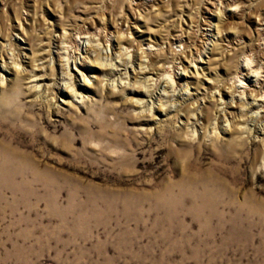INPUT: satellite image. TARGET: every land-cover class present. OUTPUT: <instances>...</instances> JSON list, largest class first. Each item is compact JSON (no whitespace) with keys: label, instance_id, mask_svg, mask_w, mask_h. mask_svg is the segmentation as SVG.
<instances>
[{"label":"rangeland","instance_id":"1","mask_svg":"<svg viewBox=\"0 0 264 264\" xmlns=\"http://www.w3.org/2000/svg\"><path fill=\"white\" fill-rule=\"evenodd\" d=\"M246 60L264 0H0V264H264Z\"/></svg>","mask_w":264,"mask_h":264},{"label":"bare ground","instance_id":"2","mask_svg":"<svg viewBox=\"0 0 264 264\" xmlns=\"http://www.w3.org/2000/svg\"><path fill=\"white\" fill-rule=\"evenodd\" d=\"M67 53V52H66ZM69 53V52H68ZM67 53L68 55V60H71L73 57L72 56H69V54ZM132 57V56H131ZM202 59V58H200ZM15 60V59H14ZM252 60V59H251ZM17 61V60H16ZM200 62H202V60H200ZM251 62H254V61H251ZM70 64V63H69ZM252 63H250L249 60H246V64L244 66L241 67L240 69V72L237 74V76L233 79V81L231 82V86H229L228 89H230L232 92L230 96V98L232 99V101L234 102L235 98H238L240 100H247V99H251V103H248V108L246 109H249V113L252 111V109H254V113L255 114V118L259 117L261 115V118H264V80L262 79V69H254V64L251 66ZM15 66L17 67L18 70H21V72L24 73V69H20L21 67V64H18L17 62L15 63ZM254 66V67H253ZM6 67V66H5ZM264 69V68H263ZM36 71H43L44 68L42 65H37ZM123 69H119L118 66L116 68H112V73H115L117 71V73H120L119 71H121ZM261 70V71H260ZM26 72V71H25ZM20 73V71H19ZM18 73V74H19ZM20 75V74H19ZM23 75V74H22ZM34 76L32 81L31 82H37L39 80H41V78H43L42 76H37L35 74H33ZM119 75V74H118ZM44 76V75H43ZM64 76V75H63ZM121 76H123V73L119 75V77L121 78ZM4 77V76H3ZM1 76V73H0V88H2L5 84V79ZM31 77V78H32ZM67 77V76H66ZM65 77V79H66ZM130 78V76H129ZM72 79V78H70ZM150 79V77H149ZM153 79V78H151ZM64 80V79H63ZM87 80L86 78H84V81ZM155 80V79H153ZM69 83H72L71 85V91L73 92V95L75 97H78L79 95L81 94H78V92H76V89H75V85L73 84V80H70ZM42 86L39 85L38 83L35 85V89L37 88H41ZM51 89V86L50 85H47L46 87V91ZM59 89L60 91H62L61 88H57ZM250 92H249V91ZM44 94V92H43ZM221 94V93H220ZM238 94V95H237ZM151 97V96H150ZM7 98V92L5 90H3L2 93H0V103L1 102H4ZM151 102V101H150ZM241 102H244V101H241ZM249 102V101H248ZM153 103V102H152ZM247 103V102H246ZM227 104V103H226ZM245 104V103H244ZM154 105V103L152 104ZM246 107V106H245ZM169 111V110H168ZM225 111V110H224ZM246 111V110H245ZM247 113V112H246ZM165 116L167 117V115L169 114L168 112L164 113ZM244 114V113H243ZM249 115V114H248ZM244 116V115H243ZM250 116V115H249ZM248 117V116H247ZM245 117V118H247ZM254 117V116H253ZM252 117V119H253ZM240 119V122H244V120L241 118ZM252 119H251V122H252ZM227 120V119H226ZM256 121V119H255ZM258 121V120H257ZM261 121V120H259ZM229 122V121H228ZM227 122V123H228ZM248 122V120H247ZM254 122V120H253ZM238 124V123H237ZM250 124V123H249ZM230 126V125H229ZM241 126V125H239ZM244 126V125H243ZM248 126V125H247ZM216 128V127H215ZM224 129H226L224 127ZM239 131H242V133H245V132H248L246 131L247 129L244 127V128H238ZM250 130V129H249ZM216 129H215V134H216ZM227 131V130H225ZM251 132L254 133L255 137L256 138H259L260 136L262 137V140L264 142V126H261V127H257L255 129H252L250 130ZM249 131V133H250ZM252 135V134H251Z\"/></svg>","mask_w":264,"mask_h":264}]
</instances>
